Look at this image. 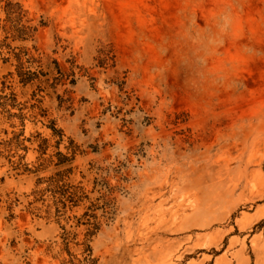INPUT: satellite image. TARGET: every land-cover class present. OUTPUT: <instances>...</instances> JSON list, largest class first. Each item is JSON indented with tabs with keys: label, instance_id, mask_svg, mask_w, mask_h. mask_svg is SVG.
I'll return each mask as SVG.
<instances>
[{
	"label": "rangeland",
	"instance_id": "obj_1",
	"mask_svg": "<svg viewBox=\"0 0 264 264\" xmlns=\"http://www.w3.org/2000/svg\"><path fill=\"white\" fill-rule=\"evenodd\" d=\"M0 97V264H264V0H0Z\"/></svg>",
	"mask_w": 264,
	"mask_h": 264
},
{
	"label": "trees",
	"instance_id": "obj_2",
	"mask_svg": "<svg viewBox=\"0 0 264 264\" xmlns=\"http://www.w3.org/2000/svg\"><path fill=\"white\" fill-rule=\"evenodd\" d=\"M6 11H7V14H8V18L10 19V22L11 23H17L19 24L22 20V10H21V7L19 5V3H12V2H8L7 5H6ZM13 31V30H12ZM18 34V38H22L23 35L26 36L28 35V31H27V28L23 27V28H17L15 30ZM107 55H105L106 57ZM16 58L19 61H21V56L19 54H16ZM102 65L104 64V60L101 62ZM19 67V66H18ZM18 75L21 79V82L24 83V84H27L29 83L30 81H32L33 79L29 77V75H27V73H23L21 71V65L19 67V71H18ZM1 100H5L4 102L0 103V106L2 107H5L7 105V98L6 97H0ZM53 129L54 132H57V129L55 128V126H52L51 127ZM65 197H66V201H70V202H73L74 199H75V194L73 193H69V192H65L63 194ZM76 203V202H75ZM95 217V216H93ZM89 225H93L94 229H95V232L99 230V225L98 224H95V223H92V222H88ZM90 252V249L88 250ZM90 254L86 257L85 261L86 263H88L90 260L89 258Z\"/></svg>",
	"mask_w": 264,
	"mask_h": 264
}]
</instances>
